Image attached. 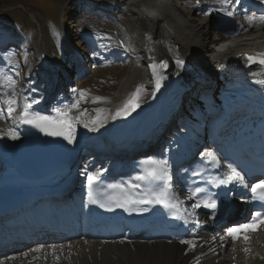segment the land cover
<instances>
[{
    "label": "bare ground",
    "instance_id": "bare-ground-1",
    "mask_svg": "<svg viewBox=\"0 0 264 264\" xmlns=\"http://www.w3.org/2000/svg\"><path fill=\"white\" fill-rule=\"evenodd\" d=\"M115 1H108L109 4L102 7L101 10H96V14L109 17L111 10L116 6L114 5ZM123 1L127 10L125 15L127 19L120 20V18L115 17V24L120 37L124 38L127 49L135 59L114 98L96 96L91 102L89 101V104L84 95L81 96V93L72 91L68 93V96L64 95L62 101L44 106L42 113L34 109L32 112L55 116L57 109H64L78 101V107L72 109L70 113V115L77 117L72 128L75 137L74 142L94 141L104 147L108 144L106 143L109 141L108 134L111 133L113 125L118 119H124L128 114L123 112L124 103L135 96L138 89L142 106L145 107L146 102L150 101L151 106L156 107L151 112L149 106L140 111L136 109L132 112L131 123L136 129V133L140 135L155 128L161 112L171 106L177 97L181 96L185 91L184 87L192 82L196 75L200 74L199 70L205 73L202 87H194L186 91L185 95L178 101L179 106L191 107L189 110L186 109L189 112V119L187 120L183 116L188 126L187 131L195 129L194 126L200 125V120L203 119L205 121L202 128H208L210 126L209 114L214 105L213 99L217 97V94H220L223 99L232 96V87L237 85H240L241 89L245 88L248 91V97H251L252 103L247 105L248 111H252L257 103L263 102L264 84H261L260 81L264 79V74L260 71L261 69L244 72L237 70L236 64L230 62L229 56L237 57L249 46L247 40L254 38L258 42V48L261 49L260 56L264 57V25L239 23L237 17L231 22V17L234 15L224 0H202L208 22L206 20L201 23H197L191 17L190 13L194 8L188 12L184 8L180 9L174 3H170L169 0ZM229 12L231 15H228ZM213 17H216L217 20ZM220 28L229 32L225 37L233 35L234 38L230 41L224 38L220 42L215 39L214 45L217 47L225 41V45L220 47L221 53L216 54V49L213 50L209 47L208 43H211L209 36L211 31ZM64 57L62 64L50 60L51 64L43 63L47 67L40 71H38L37 66L31 74V80H35L38 85L46 83L48 86L52 83L53 87H60L65 80L69 79V70L65 67V63H71V60L74 63L79 62V57L76 54L71 53ZM241 60L238 57L235 61L239 63ZM161 61L167 62V67H157L156 69L157 75L163 77L160 80V87L157 89L153 85H149V81L146 79L151 80V83L155 82L156 77L153 75L151 65H160ZM49 65L51 68L48 67ZM209 66L212 68L208 70L207 67ZM10 67L12 66L8 68ZM221 68L223 69L221 74L224 75L222 81L225 83L224 85L228 84L225 91H223L224 86L216 87L217 82L220 81ZM212 69H216L217 72H212ZM0 85L3 86V83L0 82ZM28 86H31V83L26 81L21 89ZM6 87H3L5 96L0 98L2 104L10 99L8 94H11L12 97L14 95L11 87L9 91ZM196 90H206L207 95L199 105L192 106L193 101L190 103H186V101L193 97ZM23 94L22 104L26 106L32 104L30 100H27L30 98L29 93L26 91ZM152 95L155 96L152 97ZM41 96H46V93L41 91ZM13 99L16 103L20 101L18 97ZM232 101L238 102L237 99ZM85 102L86 105H84ZM34 103H39V101L36 99ZM6 110L7 108L1 106L2 113ZM118 112L120 115H117ZM182 113L178 112L176 119L181 118ZM197 119L198 123H196ZM173 127L175 128V124L160 139L165 143L167 140L172 141L176 145L185 139L187 145L190 146L188 140L190 136L187 134L179 135L180 131H176ZM11 132L16 133L17 131L13 128ZM11 132L4 134V131L0 130V152L5 142L13 139L9 135ZM21 135L22 132H19L17 141ZM148 142L143 143L142 146ZM127 146L133 147L129 144ZM244 204L245 199H242L239 205ZM206 219L207 217L202 216L198 220L206 221ZM128 240L129 242H119L122 240L118 239L110 241L111 243H104L101 239L94 238L84 241H66L55 246H36L29 248L20 255L0 259V264H232L233 261L235 264H264V245L258 244L257 241L255 244L258 245L250 244L247 251H243L242 246L233 245L229 253L224 254V251L214 247V239L208 233L198 237L194 249L161 240Z\"/></svg>",
    "mask_w": 264,
    "mask_h": 264
},
{
    "label": "rangeland",
    "instance_id": "rangeland-1",
    "mask_svg": "<svg viewBox=\"0 0 264 264\" xmlns=\"http://www.w3.org/2000/svg\"><path fill=\"white\" fill-rule=\"evenodd\" d=\"M108 1L111 0H0V22L2 23L0 25V46H3L0 47V68H4L6 63H8L7 68L14 67L10 69L13 73L10 81L17 97L16 88L25 84L27 80L32 82L31 74L38 64L37 57L40 51L45 52L51 60L62 64L63 53L71 54L72 51L85 48L87 38L92 40L94 36L98 48L96 52L103 53L106 61L114 62L101 65L95 60L85 59L84 73L78 86L74 87V91L83 93L89 104L96 96L114 98L135 58L128 49L127 54L119 50L118 35L113 34L118 32L115 17L110 19L99 17V14H96V10H101L109 4ZM176 1L169 0L170 3L183 9L185 2L178 3L177 1V4ZM123 3V0H116L114 3L120 11L116 18L120 20L127 19L125 17L127 10ZM200 11V8L192 9L190 13L192 19L197 23L206 20L208 22V17L205 15L197 17ZM213 18L217 20L216 17ZM217 36L210 32L211 43H208L210 49H219V46L214 45ZM63 37H66V40L63 41ZM13 63H16L17 67ZM44 64H51V62H44ZM42 67L39 66L38 71ZM211 68L209 66L208 70ZM18 70L21 71V75L17 78L15 75ZM73 71L77 70L71 69L69 78L78 80L77 74L74 75ZM201 72L203 71L199 70V73ZM0 73L3 74L2 69ZM7 76L8 74L2 78L7 79ZM185 93L186 89L179 97V101ZM87 103L85 102L84 105ZM159 123L158 121L157 124Z\"/></svg>",
    "mask_w": 264,
    "mask_h": 264
},
{
    "label": "snow or ice",
    "instance_id": "snow-or-ice-1",
    "mask_svg": "<svg viewBox=\"0 0 264 264\" xmlns=\"http://www.w3.org/2000/svg\"><path fill=\"white\" fill-rule=\"evenodd\" d=\"M262 3H264V0H261ZM225 3H227V0H225ZM228 15H231L229 12ZM249 19H253L252 17H249ZM260 23H264V16H261L259 18ZM249 60H252V57L248 58ZM260 63L264 64V60H261ZM153 69V75L156 77V87L157 89L160 87V80L163 79L162 76H158L156 73L157 67L159 68H166L167 62H162L160 65L153 64L151 65ZM261 84H264V81H260ZM84 94L81 93V96ZM139 96V89L137 90V93L135 97L128 102V104L125 105L123 112L130 113L131 111H134L139 105L136 102V99H138ZM78 101L64 109H57L56 115H41L38 112H29L27 108L31 107V105H27L25 110L23 111L21 115V122L25 124H30L33 127L38 128L40 131L44 132L48 136L53 137H60L63 140L67 141L69 144H72L74 142V133L72 131L73 128V122L77 119V117H74L70 115L72 109L78 107ZM8 111L11 113L15 111V107H13L16 104L15 99H8ZM117 115H120L118 112ZM9 135L16 139L17 135L15 132L9 133ZM207 156L211 163H218V157L208 152ZM151 167L145 169L142 174L136 175L133 178V181L135 182H129L127 184V187L120 184H110L108 185L109 188L112 189H120L122 193H125L123 199L119 198H113L115 200V207L124 208L126 211H132L135 209V206L138 204H158L162 206L165 209H175V213L173 214V217L175 219H183L185 222H187L186 217H184L181 214V209L179 205L182 203L179 198L176 196L175 193H171V190L168 186V181H170L171 177L169 174V168H168V162L167 160H155L150 159L146 161ZM229 169V173L225 175V178L220 181V183H231L233 181H237L242 183L243 182V176H241L240 172L237 171L236 168H234L231 164L227 165ZM193 175H199V173H193ZM86 180L88 185V198L89 202L92 204H97L98 201L95 198L94 192H93V185L98 182L99 180V174L98 173H87L86 174ZM138 182V183H137ZM160 182L164 183V186L158 190L153 191L151 189L147 190V196L144 198H135L134 193L131 191H128V189H139L141 188L142 184L146 185H153L158 184ZM253 196L259 200L261 203H264V181H260L259 183H255L251 185L250 188ZM204 192V189L197 187L195 189H189L188 191V197L190 199L195 200V202L191 205L193 209L201 207V204H203L204 207L208 208H216V203L214 200L209 201L208 199H196L200 196V194ZM171 193V194H170ZM101 207H106L107 210L111 211L113 210V205H104L100 204ZM184 211H187L186 209ZM264 224V214L257 212L255 213L252 221L250 223L241 224L237 227L230 228L228 230L229 235L233 237L234 240L241 238V233H247L249 231H256L258 225ZM243 239L245 241L248 240V236L245 234L243 235ZM181 244H186L190 248L194 249L196 247V243L192 240H181ZM39 251V250H37ZM247 251V249H245ZM58 259V257H57Z\"/></svg>",
    "mask_w": 264,
    "mask_h": 264
},
{
    "label": "trees",
    "instance_id": "trees-1",
    "mask_svg": "<svg viewBox=\"0 0 264 264\" xmlns=\"http://www.w3.org/2000/svg\"><path fill=\"white\" fill-rule=\"evenodd\" d=\"M0 25H2V23L0 22ZM13 32V31H12Z\"/></svg>",
    "mask_w": 264,
    "mask_h": 264
}]
</instances>
